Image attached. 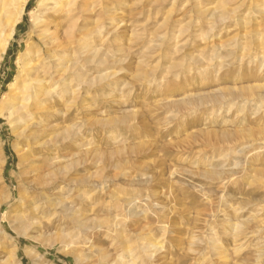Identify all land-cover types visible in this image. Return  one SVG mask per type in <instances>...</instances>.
Here are the masks:
<instances>
[{
    "label": "rangeland",
    "instance_id": "rangeland-1",
    "mask_svg": "<svg viewBox=\"0 0 264 264\" xmlns=\"http://www.w3.org/2000/svg\"><path fill=\"white\" fill-rule=\"evenodd\" d=\"M36 1H28L0 59V210L17 215L47 196L105 223L80 235L42 205L23 235L0 218V264H96L89 247L114 256L118 233L133 251L132 264H264V66L255 36H245L250 26L264 34V19L235 23L249 19L239 0H115L120 29L111 37L98 7L103 31L87 42L114 62L80 61L83 70L88 79L116 72L126 81L115 92L106 81L90 88L73 81L75 99L51 106L45 132L27 139L16 135L2 101L35 35L29 12ZM233 97L248 102L228 110ZM127 198L136 199L138 217L127 215ZM250 214V237L235 252L224 219ZM147 237L161 246L152 259L139 248Z\"/></svg>",
    "mask_w": 264,
    "mask_h": 264
},
{
    "label": "bare ground",
    "instance_id": "bare-ground-1",
    "mask_svg": "<svg viewBox=\"0 0 264 264\" xmlns=\"http://www.w3.org/2000/svg\"><path fill=\"white\" fill-rule=\"evenodd\" d=\"M28 1L29 0H0V59L2 55L7 52L9 43L13 39L17 27L23 20ZM102 1L103 0H37L35 9L29 12L33 25L32 31L35 35L29 37L30 42L26 43V47L21 52V55L18 56L17 65H20L19 73L15 77V82L8 85V97L6 96L2 101L7 107L6 117L10 125L15 127L14 129L18 137L29 139L30 137L37 136L38 133L43 134L45 132L46 126L48 125L47 120L52 112L51 106H56L57 102L63 100L67 95H73L72 99H75L76 91L71 87L73 81L78 83V85H87L89 88L94 84L96 85L98 82L106 81L109 87L108 91H119L117 88L119 82L123 79L120 80L118 77L116 78V72H105L98 77L88 79L83 70V64L80 62L83 61L84 64L97 63L103 65L110 61L114 62V59H110L108 51L101 47L97 48L92 46L93 44L91 45L87 42L88 39L91 38L97 39L103 31V25L99 24L101 11L97 10L98 7L102 6V11L108 16L109 28L108 31L107 29L106 31L111 37L120 29L115 17L116 10L113 8L115 0H106L109 1L106 7H103ZM239 2V6L247 7L246 15H248L249 19L243 21L239 17V19H236L235 23L238 22L239 24L246 25L256 22L258 18L264 19V0H260L259 4H255L254 0H239ZM217 10L219 14L220 10L218 8ZM228 12L235 13L236 9L228 10ZM223 13L217 15L221 21L227 18ZM253 15L256 16L257 19ZM253 27L254 26H250L249 29L245 30V36H248L251 40L255 36V47L260 50L259 53L257 52L259 55L256 54V57L258 55V57L262 58L261 64L264 66V34L260 33L261 31L259 32L257 29L253 30ZM255 27H257V25ZM100 41L102 42L103 39L101 40L100 38ZM101 45L103 47V44ZM242 45L240 46L242 47ZM120 46L121 45H117V51L122 50ZM125 59H127V57L122 61L124 62ZM118 71L119 70H117V72ZM123 81L126 80L124 79ZM122 85L126 86L123 82ZM103 94L101 93L100 95L103 96ZM221 97L224 99L225 96L221 95ZM229 101L228 110L232 109L234 106H238L241 110L248 102L238 97L230 98ZM240 101H242V103H240ZM199 104L202 105L203 102H199ZM123 117H125V115ZM110 121L105 120V124ZM113 121L115 120L113 119ZM120 124H123V121ZM237 166L238 163H235L234 168ZM31 168L36 170L33 166H31ZM36 174L35 176L37 177ZM202 190L203 189H201V191ZM20 197L22 204L26 201V198L22 193ZM227 197L232 198L230 194H227ZM135 203L136 199L131 198H127L125 202L129 210L127 215L131 217H138L140 215L139 212L133 211V209L131 210L132 207L135 208ZM42 205L47 211H52L53 214H61L64 218L66 217L69 219L70 222L73 223L72 228H74V230L76 229L80 235L91 234V232L99 230L105 223L104 221H102L104 222L103 224L98 223L92 217L77 212L72 206H68L65 201L55 203L47 196L41 197L39 202L29 201V205L25 211L17 215H11L6 209L0 210V218L6 221L7 225L16 230L18 234L25 235L27 228L30 226V218L34 220L37 219V211ZM233 209L235 212L238 211L237 214H241L244 210V208ZM253 211L254 210H252V212ZM251 216L250 214L245 220L238 221H232L229 217L224 219V222L231 227L228 236L231 237L236 246H234L235 252H240L243 245L250 237V234L245 230L247 228V222H249L247 219L251 218ZM111 220H113V218ZM77 236L78 235H76V237ZM117 236L120 239L121 247L114 256H111L108 251L106 252L102 248H97L94 245L89 247L90 252L95 253L98 257V262H95L96 264H124L123 260L125 258H128L131 262L130 264L134 262L133 260L135 257L132 255L133 251H131L128 244L123 242V235L118 233ZM147 238H149L148 241H146L147 243L143 242L139 248L141 252L144 253L143 255L148 259H152L160 252L161 246L155 239H151L150 237ZM77 239L79 240L80 238L78 237ZM79 241L81 242V240ZM69 245L70 244L67 243L66 247ZM212 246L217 247L218 241H212ZM29 252L31 253V250H29ZM219 254L221 253L217 252V255ZM9 259L8 256L3 262L7 263Z\"/></svg>",
    "mask_w": 264,
    "mask_h": 264
}]
</instances>
